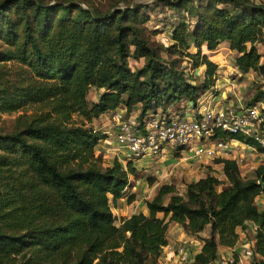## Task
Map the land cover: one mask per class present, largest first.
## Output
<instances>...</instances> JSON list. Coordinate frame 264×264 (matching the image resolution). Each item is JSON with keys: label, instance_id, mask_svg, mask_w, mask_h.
Returning <instances> with one entry per match:
<instances>
[{"label": "trees", "instance_id": "trees-1", "mask_svg": "<svg viewBox=\"0 0 264 264\" xmlns=\"http://www.w3.org/2000/svg\"><path fill=\"white\" fill-rule=\"evenodd\" d=\"M158 1L178 12L165 28L168 45L151 38L156 31L145 25L146 4L101 9L0 0V113L20 112L10 131L0 130V264H156L169 222L189 234L205 232L186 264H216L218 247L236 245L237 228L248 221L256 226L250 264H264V211L255 203L264 196L258 184L264 162L245 177L235 160L210 159L222 164L227 182L220 190L208 166L184 195L162 184L145 200L148 215L134 213L115 224L112 202L133 186L129 176L137 180L141 173L130 160L103 164L95 147L107 134L94 120L121 108L124 118L136 112L140 123L145 113L184 99L196 107L213 89L217 70L202 47L212 51L228 42L238 72L264 76L256 46L264 43L263 2ZM129 58L143 64L131 69ZM183 58L193 69L205 66L200 84L181 67ZM91 88L100 91L96 101L87 98ZM259 101L264 87L248 104ZM214 139L257 145L219 130ZM228 264H238L237 254Z\"/></svg>", "mask_w": 264, "mask_h": 264}, {"label": "built area", "instance_id": "built-area-1", "mask_svg": "<svg viewBox=\"0 0 264 264\" xmlns=\"http://www.w3.org/2000/svg\"><path fill=\"white\" fill-rule=\"evenodd\" d=\"M215 96L216 90L213 87L202 96L196 107L191 108L190 115L167 108L165 111L145 113L140 123L135 120V116L124 118L123 111H117L113 114L114 140L127 161L144 157L158 159L165 147L194 161L210 160L221 157L224 150L235 141L243 149L233 158L239 167L247 162L252 152L257 155L259 163H263L264 102L246 104L240 99L215 106ZM217 130L242 134L255 140L257 145L245 144L235 139H214ZM164 250L167 255L176 257L178 262L186 264L189 260V250L184 244H168ZM253 255L254 243L245 244L237 253L238 263L242 264L243 259L250 260L251 263Z\"/></svg>", "mask_w": 264, "mask_h": 264}, {"label": "rangeland", "instance_id": "rangeland-1", "mask_svg": "<svg viewBox=\"0 0 264 264\" xmlns=\"http://www.w3.org/2000/svg\"><path fill=\"white\" fill-rule=\"evenodd\" d=\"M43 2H49L50 4H53L55 2H72L77 5H83V6H88V5H94L98 6L101 9H106L109 7V4H117L118 6H124L125 4H146L145 8H142V11H146L149 13V21L145 24L148 28L149 33L151 31H156L155 34H151V38L153 40H156L164 45H168V41L166 40V35L168 30L166 31V26L170 25L173 21V16L177 14L178 12L175 11V9L161 5L162 1L158 0H42ZM264 3V1H263ZM159 4V5H158ZM153 6V7H152ZM75 12V11H74ZM176 12V13H173ZM177 16V15H176ZM263 34H264V29H263ZM257 49L259 50L261 54V61H264V43L259 42L256 44ZM162 56L166 57H173V55H166V53H163ZM232 57V56H231ZM226 61L224 66L226 72H228L229 77L233 78L236 80V82H240L243 84V88L241 89L240 92V98L243 103L248 104L249 102H253L254 95L257 91L263 89L264 87V76L259 75L254 71L248 72V75L238 77L237 74H234L232 71V66L234 63V60H232L230 57L227 56ZM128 64L131 67V69H135L140 67L143 64V60H134L133 58L128 59ZM181 67L184 68V71L188 74V76L191 78V82L194 84H200L203 80L201 75L199 73H196V71L192 68L191 61H189L187 58H183L181 60ZM99 90H95L94 88H91L87 98L89 101L97 100ZM183 102L185 101L182 100ZM181 101V102H182ZM180 104V103H179ZM173 109L179 108L177 104H173ZM20 114V112H14V113H0V130L2 131H10L13 127V122L14 118ZM135 113H132L131 116H135ZM138 114V113H137ZM95 126H98L97 123H94ZM94 126V127H95ZM170 154V153H169ZM172 154V153H171ZM170 154V155H171ZM162 156V155H161ZM176 161L178 164L175 166H171L168 170L171 174L167 175L168 180H159V185L162 184H172L175 187V190L178 194L184 195L185 194V188L186 184L188 183L187 177L184 176V172H182L183 169L186 167L182 164L187 163L186 161L189 160L190 158L181 156V155H174ZM169 157L165 156L164 158L161 157L160 160H162L163 168H167L166 161H168ZM253 165L257 164L258 158L256 156L253 157ZM251 162H245L243 165L240 167L241 174L244 175L245 177H249L253 174V169H252V163ZM133 163V162H132ZM157 163V162H156ZM154 164V166L150 167L147 171L143 172L142 170H138V172L141 173V176L139 179L136 180V178L132 175L129 176V179L131 182H133L136 187H137V194L140 193V198L144 201L147 200V198H153L155 196V193L158 189V187H153L152 184L156 180V174H154V170L156 172L158 169H161L160 166L161 164ZM136 169V168H135ZM220 182V184L217 186V189L220 190L223 186V184H226V179L223 175V172L221 170L214 169L213 172H211ZM144 181L143 186L141 185V181ZM193 181V180H192ZM165 182V183H164ZM169 182V183H166ZM147 185V187H144V185ZM129 190V188H128ZM183 193V194H181ZM169 198V195L164 196V202H167ZM255 203L258 207V210L264 211V203H262V198L259 196L257 199L255 198ZM252 223V222H251ZM252 227L247 228L244 233L240 235V239H238V248L236 251H239L242 246L245 244H251L252 240H254V230L252 232ZM170 231V236L172 237L170 240H167L169 244H172L173 246H177L178 244H184L187 246L189 250V254L191 253V258L193 257V252L196 250V243L193 242L199 241L200 243L201 238L205 237V232H200L198 234H189L187 233L184 228L180 224H175L173 222L168 223V229H167V236L168 232ZM192 241V243H190ZM220 247V246H219ZM218 247V248H219ZM161 254H163V250L161 249ZM160 254V257H161ZM222 254L218 255V258H220ZM229 259H233L234 256L236 255V252L230 253ZM228 256V255H227ZM225 255V258H227ZM158 257L156 264H160ZM254 257V256H252ZM252 259V258H251ZM175 264H183L182 262H177ZM216 264H220L219 260L217 259ZM239 264V263H238Z\"/></svg>", "mask_w": 264, "mask_h": 264}, {"label": "crops", "instance_id": "crops-1", "mask_svg": "<svg viewBox=\"0 0 264 264\" xmlns=\"http://www.w3.org/2000/svg\"><path fill=\"white\" fill-rule=\"evenodd\" d=\"M253 1L263 2L264 0H253ZM169 35H170V32H167L166 37L168 38ZM167 38H166V40H167ZM195 51H196V49L194 47H192L191 52H195ZM202 53H206L208 55L209 59L217 65L216 79H215V84H214V88L216 90V96L213 100L214 105L215 106L226 105V104H229L231 102L239 101L241 99L239 94L241 92V89L244 86L242 83L236 82L235 79L229 77V74H228V72H226L225 66H224L225 62H227L226 61L227 56L230 57L232 60H234V57L236 56V53L229 49L228 42L220 43L218 45V47L212 51H208L205 47H202ZM205 69H206L205 66L202 65V66H199L198 68H196L194 70L196 71V73H199L201 75V77L203 78ZM232 71L234 74H237L238 77L248 75V73L243 74V73L238 72L235 68L234 63L232 66ZM202 98L203 97H201L199 100H201ZM93 101H96V100H93ZM179 103H176L179 106V108H177L178 111H180L181 113L186 112L188 115L192 114V112H191L192 103L191 102L185 100L184 102L182 101ZM173 106L174 105L172 104L170 106H167V108H173ZM117 111H122V109L119 108L115 112H117ZM113 114H108V113L103 114L98 119L93 121L94 126H95L94 123H97V125H98V126H95V128L102 130L104 133L107 134V137L105 139L98 142V144L95 147V151L97 154L100 153L102 155L104 165H111L113 163V161H115V160H118L122 164L125 165V162L127 161L124 157L125 154L118 147V145L116 144L114 137L112 135L113 131H114ZM242 150L243 149H242L241 145L234 141L224 150V154L221 157L233 159ZM169 153L170 154L172 153V154L170 155ZM161 155L158 157V159H152L149 157H144V158L132 161L133 165L137 171L142 170L143 172H145L150 167L154 166V164L156 162L158 164H161L162 163V160H160L161 157H163V158L165 156L169 157L168 161H166V164H168L167 168L164 169L162 167L164 163H162L160 166L161 169H158L157 172H156V170H154V174H156L157 178L154 181V183L151 185L152 188L153 187L154 188L159 187L158 186L159 180L160 181L161 180H168L167 175L171 174V170H170V172H168V170L172 168L171 166H175L176 164H178V162L175 159L174 152L169 147H165ZM254 156L257 157V155L254 152H252L250 157L248 158L247 162H251L253 160ZM186 162L187 163L182 164L186 167L185 169L182 170V172H184V176L187 177L186 179H188V183L191 182L192 180L195 181L201 177H204L206 175L208 166H210V168L212 169V172L214 169L222 171V164H214L213 162H210V160H207V159H203V160H199V161H194L192 159H189ZM251 163H252V169H254L257 165H259V162L255 165H253V162H251ZM166 183H169V182H166ZM143 184H144V181L142 180L141 185L143 186ZM144 187H147V185L145 184ZM136 190H137V187L135 185H133L132 187L129 188V190L127 191V193L124 196H122L119 199H117L116 201L112 202V212H113V215L115 217V224L116 225H119L121 223L122 218L129 217L130 215H132L134 213L142 212L143 214L148 215V208L146 207L145 200L143 201L140 198V193L137 194ZM183 191H185V190H183ZM130 194H134L135 198L133 201L128 202L127 196ZM181 194H183V193H181ZM259 196L262 198V203H264V196L263 195H259ZM259 196H257L256 199ZM151 199H152L151 197L147 198V200H151ZM164 203H167V202H164ZM156 215L158 217H161L163 214L159 212ZM251 227L253 228L252 232L254 230L253 235H255L256 226L253 224V222L251 223V221L246 222L243 228L238 227L237 232L239 234V239H240V235L242 233H244V231H246L247 228H251ZM170 234L171 233L169 231L168 236H167V240H170L172 238L170 236ZM193 242L196 243V247H197L196 250L193 252V254H194L200 250V248L202 246V242L200 243L199 241H195V240H193ZM238 242L239 241H237L236 245H234L232 248L221 247V246L218 248V250H217L218 255L222 254L220 256V258H218L220 264H226L225 262H228L229 260H231V259H229L230 258L229 256H231L229 254L232 253V251L236 252V254L238 252H240V250L236 251V249L238 248ZM254 242H255V238H254V240H252L251 243H254ZM190 243H192V241ZM168 244L169 243L167 242V245ZM169 245H172V244H169ZM164 249H165V246L162 248L163 254H161V257L159 259L160 264H175V263H177L178 262L177 258L167 255ZM225 255L226 256L228 255L227 258H225ZM188 258L190 260L191 253L189 254ZM242 264H250V260L243 259Z\"/></svg>", "mask_w": 264, "mask_h": 264}, {"label": "water", "instance_id": "water-1", "mask_svg": "<svg viewBox=\"0 0 264 264\" xmlns=\"http://www.w3.org/2000/svg\"><path fill=\"white\" fill-rule=\"evenodd\" d=\"M258 184H260L261 186H263V185H264V183H263V181H262V179H261V178L258 180Z\"/></svg>", "mask_w": 264, "mask_h": 264}]
</instances>
